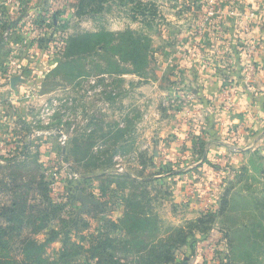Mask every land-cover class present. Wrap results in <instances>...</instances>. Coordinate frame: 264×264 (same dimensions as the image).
I'll return each mask as SVG.
<instances>
[{"label": "rangeland", "instance_id": "rangeland-1", "mask_svg": "<svg viewBox=\"0 0 264 264\" xmlns=\"http://www.w3.org/2000/svg\"><path fill=\"white\" fill-rule=\"evenodd\" d=\"M263 39L264 0H0L8 255L264 264V137L237 166L207 161L186 76L243 52L241 84L219 94L232 109Z\"/></svg>", "mask_w": 264, "mask_h": 264}, {"label": "crops", "instance_id": "crops-1", "mask_svg": "<svg viewBox=\"0 0 264 264\" xmlns=\"http://www.w3.org/2000/svg\"><path fill=\"white\" fill-rule=\"evenodd\" d=\"M260 36V35H259ZM264 40V39H263ZM259 45L254 55L259 74L251 91L239 89L232 109L226 110L220 104V90L230 84H241V70L243 65V52L241 59L235 61L230 58L226 67L213 61L211 66L204 68L203 72H186L191 75L195 83L193 93L196 102L192 115L202 124L203 129H192L200 134L204 141L207 161L220 166H237L242 161L243 153L258 149L264 137V41ZM239 44V43H237ZM236 46V45H235ZM230 57V56H229ZM196 76V77H195ZM188 84V79L186 80ZM189 85V84H188ZM191 114V113H190ZM207 129H204V128ZM185 133L181 134L184 136Z\"/></svg>", "mask_w": 264, "mask_h": 264}, {"label": "trees", "instance_id": "trees-1", "mask_svg": "<svg viewBox=\"0 0 264 264\" xmlns=\"http://www.w3.org/2000/svg\"><path fill=\"white\" fill-rule=\"evenodd\" d=\"M84 39H79V42H82ZM27 246V245H26ZM28 249L26 250L25 247L22 249L20 247H17V249H19L17 252H20V256L22 258H24V256L27 257H32L35 258L37 256V253L39 252L40 246H38V248H32V245L30 244V249H29V245L27 246ZM8 245L6 243H0V264H24V261H22L20 258L17 257H12L10 255H8V253L10 251V248L8 249ZM21 249V251H20ZM12 250V249H11ZM24 251L26 253H24ZM35 264H39V259L37 261V259H34ZM113 264H118L116 262H114Z\"/></svg>", "mask_w": 264, "mask_h": 264}, {"label": "built area", "instance_id": "built-area-1", "mask_svg": "<svg viewBox=\"0 0 264 264\" xmlns=\"http://www.w3.org/2000/svg\"><path fill=\"white\" fill-rule=\"evenodd\" d=\"M254 48H251V50L247 52V56H248V60H247V65H245V70L243 71L246 73L243 79V83L245 85V91H251L253 86L251 85V77L252 74L255 73V65H254V57L252 60V54L254 55L253 52ZM249 54V55H248ZM221 97H222V101H223V105L226 107L228 106V104L231 102V97H232V93L231 92H227V91H222L221 93Z\"/></svg>", "mask_w": 264, "mask_h": 264}]
</instances>
